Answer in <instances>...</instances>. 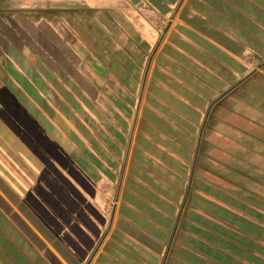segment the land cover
Returning <instances> with one entry per match:
<instances>
[{
	"label": "crops",
	"instance_id": "obj_1",
	"mask_svg": "<svg viewBox=\"0 0 264 264\" xmlns=\"http://www.w3.org/2000/svg\"><path fill=\"white\" fill-rule=\"evenodd\" d=\"M0 264H264V0H0Z\"/></svg>",
	"mask_w": 264,
	"mask_h": 264
}]
</instances>
